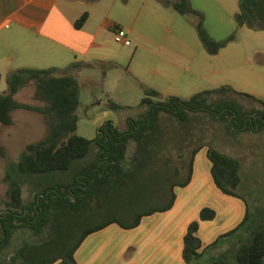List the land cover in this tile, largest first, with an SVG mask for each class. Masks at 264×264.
I'll use <instances>...</instances> for the list:
<instances>
[{"label":"trees","instance_id":"trees-1","mask_svg":"<svg viewBox=\"0 0 264 264\" xmlns=\"http://www.w3.org/2000/svg\"><path fill=\"white\" fill-rule=\"evenodd\" d=\"M240 3L241 12L235 16L236 21L240 25L247 23L252 28L264 29V0H240ZM173 8L181 14L199 16L197 31L208 54L215 55L233 39L232 36L224 41L211 39L202 26L203 16L191 7L189 0H179ZM87 18L84 12L75 20L74 27L81 29ZM95 65L74 62L63 70L21 68L7 76L8 90L0 93V126H10L12 112L24 109L43 115L48 132L43 139L26 145L17 162L7 163L4 181L8 186V200L0 213V264H76L74 253L89 234L112 224L133 229L143 217L169 210L175 200L173 187L185 186L190 181L193 156L200 145L189 152L185 179L173 183L180 174L175 158L181 155L174 157L169 148L174 144L164 142L163 148L169 153L159 159L162 167L157 166V170L163 173L170 187L168 191H158L156 196L167 200L163 204L144 203L140 181L150 168L147 153L152 151L151 158H154L161 148L155 143L161 136L160 113L171 115L182 125L190 121L184 111H210L214 120L225 123L228 128L264 127V105L247 112L232 102H224L219 97L232 93L262 104L255 97L227 86L204 90L186 99L167 97L164 101L155 90L144 88L140 105H147V113L142 120L128 123V129L121 132L107 122L100 128L101 135L95 141L86 139L76 134L80 85L70 72ZM31 84L34 100L44 104L41 107L14 99L22 88ZM107 108L120 109L121 106L110 101ZM94 145L98 149L93 148ZM153 146L156 149L152 150ZM0 154L3 158V153ZM207 158L216 188L224 195L237 197L234 190L240 184V162L212 147L207 148ZM55 174L68 175L53 181L55 185L38 190L33 201L25 203L22 196L25 178ZM215 216L214 210L204 208L199 220L210 221ZM247 221L246 207L242 221L206 247L207 250L225 247L223 253L208 264H264V222L247 231ZM198 227V221H192L183 238L185 264H201L207 251L202 249Z\"/></svg>","mask_w":264,"mask_h":264},{"label":"rangeland","instance_id":"rangeland-1","mask_svg":"<svg viewBox=\"0 0 264 264\" xmlns=\"http://www.w3.org/2000/svg\"><path fill=\"white\" fill-rule=\"evenodd\" d=\"M177 2L179 0H92L84 3L81 8L91 13L95 24L106 26L109 23L119 27L126 32L131 45L127 47L116 43L115 30L103 27L100 38L114 57L113 61L75 70L78 71L77 78L80 77L77 135L95 141L101 135L100 128L107 122L121 132L128 129V123L142 120L147 113V105L142 109L140 105L144 97L143 89H152V86L160 88L161 77L176 79L175 90L176 94H180L179 98L186 99L204 90L227 86L238 93L255 97L262 104L232 93L219 97L224 102H232L247 112L262 108L264 29L260 26L252 28L247 23L240 25L236 21L235 16L241 12L240 0H189L191 7L203 16L202 26L211 39L224 41L233 37L215 55H210L197 31L199 16L179 13L173 8ZM7 90V77L4 76L0 82V93L4 94ZM33 94L34 86L31 84L22 88L14 99L22 104L43 106L42 102L34 100ZM110 101L121 108L108 109ZM184 114L190 121L182 125L171 115L160 113L162 130L155 143L161 148L154 158H151L152 151L147 153L151 163L142 176L140 189L144 203L163 204L167 198H157L156 194L168 191L170 187L163 179V173L157 170V166L162 167L159 159L169 153L163 148L164 142L174 144L169 146L174 157L181 155L179 159L175 158L180 174L173 183L185 179L189 152L200 145L193 156V162H196L195 173L193 171L190 178V183L195 178L193 185L184 193L186 186L177 184L173 192L180 204L195 197V206L199 211L193 221H198L199 225L202 223L199 220L202 209L209 208L217 213L216 219L206 222L208 226L202 229V238L218 234L208 245L201 242L202 249H205L241 222L242 217L238 218L246 207L248 221L245 230L250 231L264 222V127L248 130L234 126L228 128L225 123L214 120L215 116L210 111H184ZM12 119L10 126H0V153L4 156L2 158L0 154V213L8 200V186L4 181L7 163L17 162L26 145L43 139L48 132L46 118L37 112L17 109L12 112ZM208 147L240 162V184L234 190L237 197L226 196L234 199L232 203L235 205L206 185ZM93 148L98 149V146ZM154 149L156 147L153 146ZM156 171L158 174H155ZM65 175L68 174L25 178L22 183L25 203L33 201L38 190L55 185L53 181ZM207 176L209 178L208 172ZM224 250L225 247L207 250L201 264H208Z\"/></svg>","mask_w":264,"mask_h":264},{"label":"crops","instance_id":"crops-1","mask_svg":"<svg viewBox=\"0 0 264 264\" xmlns=\"http://www.w3.org/2000/svg\"><path fill=\"white\" fill-rule=\"evenodd\" d=\"M90 1L0 0L1 79L21 68L63 70L74 62H112L114 57L100 38L103 27H110L109 23L106 26L95 24L91 13L81 8ZM84 12L88 18L81 29H76L73 24ZM70 73L77 80L80 78L76 76L78 71ZM175 83V78L161 77L160 88L152 86V89L159 93L160 98L181 97L176 94ZM206 162V185L221 197L224 194L213 182L208 158ZM195 164L192 161V176ZM194 179L185 185L184 193L193 185ZM226 196L223 198L230 203L235 202ZM193 198L181 204L177 198L169 210L143 217L133 229H122L112 224L89 234L74 253L76 264H185L182 258L183 238L199 211ZM244 215L245 211L238 218L237 213L238 220ZM217 216L216 213L214 219ZM213 220L201 221L198 227L197 235L204 245L218 236H201L202 229L209 224L206 222Z\"/></svg>","mask_w":264,"mask_h":264},{"label":"built area","instance_id":"built-area-1","mask_svg":"<svg viewBox=\"0 0 264 264\" xmlns=\"http://www.w3.org/2000/svg\"><path fill=\"white\" fill-rule=\"evenodd\" d=\"M110 27L115 30L114 41L116 43L122 44L123 46H127V47L131 45L125 31H123L122 29H120L115 25H110Z\"/></svg>","mask_w":264,"mask_h":264},{"label":"water","instance_id":"water-1","mask_svg":"<svg viewBox=\"0 0 264 264\" xmlns=\"http://www.w3.org/2000/svg\"><path fill=\"white\" fill-rule=\"evenodd\" d=\"M2 237H4V235Z\"/></svg>","mask_w":264,"mask_h":264}]
</instances>
